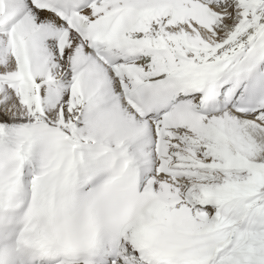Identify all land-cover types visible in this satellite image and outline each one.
I'll list each match as a JSON object with an SVG mask.
<instances>
[{"label": "snow or ice", "instance_id": "snow-or-ice-1", "mask_svg": "<svg viewBox=\"0 0 264 264\" xmlns=\"http://www.w3.org/2000/svg\"><path fill=\"white\" fill-rule=\"evenodd\" d=\"M0 264H264V0H0Z\"/></svg>", "mask_w": 264, "mask_h": 264}]
</instances>
